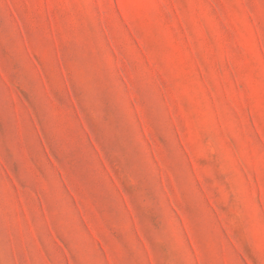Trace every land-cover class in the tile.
I'll use <instances>...</instances> for the list:
<instances>
[{"label": "rangeland", "instance_id": "rangeland-1", "mask_svg": "<svg viewBox=\"0 0 264 264\" xmlns=\"http://www.w3.org/2000/svg\"><path fill=\"white\" fill-rule=\"evenodd\" d=\"M0 264H264V0H0Z\"/></svg>", "mask_w": 264, "mask_h": 264}]
</instances>
